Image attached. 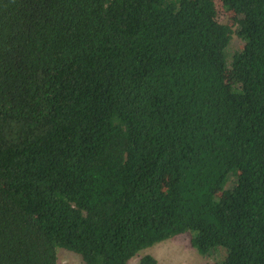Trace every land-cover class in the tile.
I'll return each instance as SVG.
<instances>
[{
	"label": "trees",
	"instance_id": "1",
	"mask_svg": "<svg viewBox=\"0 0 264 264\" xmlns=\"http://www.w3.org/2000/svg\"><path fill=\"white\" fill-rule=\"evenodd\" d=\"M221 1L0 0V264H264V0Z\"/></svg>",
	"mask_w": 264,
	"mask_h": 264
},
{
	"label": "rangeland",
	"instance_id": "2",
	"mask_svg": "<svg viewBox=\"0 0 264 264\" xmlns=\"http://www.w3.org/2000/svg\"><path fill=\"white\" fill-rule=\"evenodd\" d=\"M215 7V20L219 23L229 25L232 29L235 27V14L231 10L223 7L221 0H213ZM242 41L232 35L230 43V52L239 48ZM224 80L228 83L237 82L236 72L232 69H227L224 73ZM190 235L182 233L172 238L155 243L154 245L144 248L137 252V255L132 257L127 264H140V258L144 255L152 256L155 264H213L218 260L221 262L225 255V250L221 247L217 248V252L201 255L195 248L190 246ZM57 262L56 264H84L80 256L76 253L68 251L64 248H56ZM218 256L219 259H218Z\"/></svg>",
	"mask_w": 264,
	"mask_h": 264
}]
</instances>
